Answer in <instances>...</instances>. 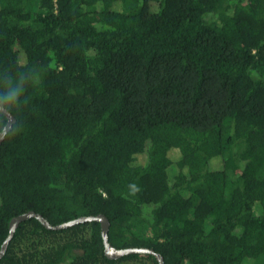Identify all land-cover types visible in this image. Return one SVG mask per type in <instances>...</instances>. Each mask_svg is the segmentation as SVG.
Instances as JSON below:
<instances>
[{
    "label": "trees",
    "instance_id": "16d2710c",
    "mask_svg": "<svg viewBox=\"0 0 264 264\" xmlns=\"http://www.w3.org/2000/svg\"><path fill=\"white\" fill-rule=\"evenodd\" d=\"M5 73L27 84L2 106L0 252L34 212L105 216L164 264H264V0H0ZM0 264L160 263L31 218Z\"/></svg>",
    "mask_w": 264,
    "mask_h": 264
},
{
    "label": "water",
    "instance_id": "95a60500",
    "mask_svg": "<svg viewBox=\"0 0 264 264\" xmlns=\"http://www.w3.org/2000/svg\"><path fill=\"white\" fill-rule=\"evenodd\" d=\"M0 111L8 118V124L6 126V128L4 129V131L0 134V144L1 142L4 140L6 134L12 129L13 124L15 123V119L14 117L6 110L4 109L2 106H0ZM31 218H37L38 220L41 221V223L46 226L48 229L51 230H61V229H65L67 227L73 226L75 224H79L82 222H88V221H97L102 225L103 228V238H104V244H105V254L108 258L110 259H120L126 255H132V254H152L154 256H156V258L159 260L160 264H164V260L163 258L156 254L153 250H149V249H127V250H119L116 249L115 247H113L110 242H109V238H108V231H109V227H110V223L108 221V219L105 216H98V217H91V218H81L79 220H76L74 222L68 223V224H64V225H59V226H52L49 222H47L41 215H38L34 212L22 215L20 217H17L16 219H14L11 223V228H10V236L9 238L6 240L5 244L3 245V248L0 252V260L2 258V256L6 253L7 248L9 246V243L11 242V240L13 239V236L15 234V231L17 229V227L31 219Z\"/></svg>",
    "mask_w": 264,
    "mask_h": 264
},
{
    "label": "clouds",
    "instance_id": "9594fccd",
    "mask_svg": "<svg viewBox=\"0 0 264 264\" xmlns=\"http://www.w3.org/2000/svg\"><path fill=\"white\" fill-rule=\"evenodd\" d=\"M0 81L4 87L0 90V106L5 108H19L25 102V87L27 79L23 74L13 77L9 74H0Z\"/></svg>",
    "mask_w": 264,
    "mask_h": 264
},
{
    "label": "rangeland",
    "instance_id": "374dc122",
    "mask_svg": "<svg viewBox=\"0 0 264 264\" xmlns=\"http://www.w3.org/2000/svg\"><path fill=\"white\" fill-rule=\"evenodd\" d=\"M38 5H39L38 1H35V2H34V9H33L34 12H40V11H41V10L39 9V6H38ZM229 176H230V179H231V180H236V176H235L233 173H230ZM137 230H138V229H137Z\"/></svg>",
    "mask_w": 264,
    "mask_h": 264
}]
</instances>
